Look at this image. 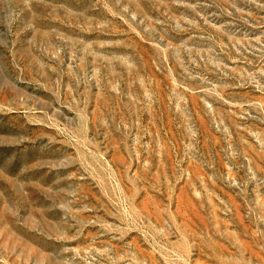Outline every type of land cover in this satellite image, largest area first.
Returning a JSON list of instances; mask_svg holds the SVG:
<instances>
[{"label":"rangeland","instance_id":"rangeland-1","mask_svg":"<svg viewBox=\"0 0 264 264\" xmlns=\"http://www.w3.org/2000/svg\"><path fill=\"white\" fill-rule=\"evenodd\" d=\"M0 264H264V0H0Z\"/></svg>","mask_w":264,"mask_h":264}]
</instances>
